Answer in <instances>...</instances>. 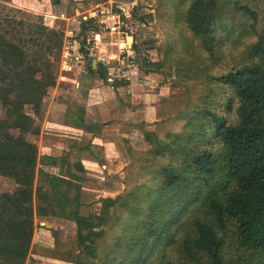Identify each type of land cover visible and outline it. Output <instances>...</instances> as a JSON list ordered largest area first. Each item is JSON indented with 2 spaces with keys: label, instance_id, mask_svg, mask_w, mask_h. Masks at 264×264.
I'll use <instances>...</instances> for the list:
<instances>
[{
  "label": "trees",
  "instance_id": "1",
  "mask_svg": "<svg viewBox=\"0 0 264 264\" xmlns=\"http://www.w3.org/2000/svg\"><path fill=\"white\" fill-rule=\"evenodd\" d=\"M234 6L259 22L247 4L235 0ZM218 15L216 0H190L180 11L212 56L218 50ZM88 28L83 21L82 34ZM62 35L49 30L51 50H60ZM61 53L44 64L33 63L21 44L0 32V100L7 112L5 119L0 118V175L17 185L15 191L0 194V264H25L35 214L50 213L75 221L80 250L113 264H264V21L249 59L237 67H220L222 72L215 77L232 91L225 109L235 121L218 109H204L221 150L195 147L191 139L196 135L185 130L173 133L172 140L165 138L168 134L158 135L159 125L146 131L149 148L129 150L124 182L132 183L130 170L135 166L141 178L127 191L101 197L98 213L80 211L83 163H77L80 175L68 177L38 169L40 163L56 165L57 159L40 155L38 145L25 136L40 132L25 106L35 114L42 111L44 98L57 81ZM210 66L217 68L214 63ZM12 128L23 134L15 136ZM160 149L169 153L171 162L162 164L150 177L152 185H147L139 163L145 155H161ZM136 152L140 154L134 156ZM34 193L39 199L36 209ZM117 212L129 217L130 233L105 244L110 251L106 254L99 246L106 235L102 224ZM125 238L123 245L119 241ZM123 247L125 254L120 253Z\"/></svg>",
  "mask_w": 264,
  "mask_h": 264
},
{
  "label": "rangeland",
  "instance_id": "2",
  "mask_svg": "<svg viewBox=\"0 0 264 264\" xmlns=\"http://www.w3.org/2000/svg\"><path fill=\"white\" fill-rule=\"evenodd\" d=\"M123 1L132 2L134 0ZM136 1L134 21L137 26L136 45L139 50L141 71L151 69L155 72L154 75L151 74L152 81L164 83L171 90L170 96L160 102L162 118L161 122H158L159 126L157 125L158 135L163 138L168 134L165 138L172 140L173 133L185 130L196 135L191 139L193 140L192 145L195 147L220 151V143H217V140L213 138V127L207 122L204 109L207 107L218 109L222 113H226L231 121H235L233 113H227L225 109L227 97L232 94V91L215 77L222 72L220 67L226 69L237 67L249 59L250 46L254 43L256 32L264 21V0H239L257 13L259 21L257 24L254 23L250 14L235 9V0H216L219 8L216 27L217 56H212L201 47L200 38L189 29L180 16V11L187 6L190 0ZM56 2H60V5H55ZM73 2L74 0L64 3L61 0H0V32H4L21 44L26 51L27 59L31 62L44 64L48 60L52 61L58 57V52H62L68 36L64 30L67 28V23L52 18L50 15L59 13L67 4ZM65 23L66 25H64ZM49 30L63 33L60 50L50 49ZM211 63H214L217 68L210 66ZM61 70V68L59 71L57 70V80L62 73ZM140 79L144 80L143 77ZM25 110L35 117L36 124L40 128L39 135L26 133L25 136L28 140L35 141L39 147L40 155L57 159L56 165L40 163L38 169H44L52 174H63L65 177H68L67 175L70 173L80 175L81 172L77 165L78 161L82 162L81 156L83 155L79 149L80 141L75 138L65 140L66 136L62 135L64 133L49 123L50 121L45 115L46 108L39 114H35L29 105L25 106ZM6 117V108L0 100V118L5 119ZM189 119L190 122H188ZM11 133L15 136L23 134L17 128H12ZM203 134L206 135L205 138L202 137ZM50 135L56 141L54 155L50 154L49 149L41 147V144H44V139ZM70 142L72 146L70 150H66L71 144ZM148 146L138 140L134 144L135 150L132 152L147 151ZM161 151V155H145L142 162L139 163L144 171L147 185H152L150 177L160 169L162 164L171 162L169 153L164 149ZM139 154L136 152L134 156ZM128 156L130 161V153H128L127 159ZM48 161L52 160L47 158L45 162ZM124 170L126 174L127 166ZM136 170V166L130 170L132 183L128 185L124 183V187L120 183L121 180L116 179L114 182L110 179L112 186L116 188L113 192L131 189L134 183H137L141 178ZM84 175L82 190L84 189L85 193L83 195L85 203L82 210L88 213H98L101 203L96 195L105 193L103 191L105 187L103 183L94 182V178L87 177L86 171ZM120 178L122 179L121 176ZM139 184H141L140 181ZM16 188L14 179L0 175V194L13 192ZM38 202V196L34 193V209L37 208ZM126 215L119 212L113 213L111 220H106V223L102 224V227L106 229V235L105 239L101 240L100 250L105 244L115 241L119 234L128 237L130 221ZM34 221L33 241L25 264H113L109 260L93 257L79 249L76 223L72 219L50 213L47 216L35 214ZM108 223L113 224L110 226ZM123 240L119 242L125 245L127 239ZM103 251L106 254L110 253L106 246ZM98 253L100 252L98 251ZM120 253L125 254L126 249L123 247Z\"/></svg>",
  "mask_w": 264,
  "mask_h": 264
},
{
  "label": "crops",
  "instance_id": "3",
  "mask_svg": "<svg viewBox=\"0 0 264 264\" xmlns=\"http://www.w3.org/2000/svg\"><path fill=\"white\" fill-rule=\"evenodd\" d=\"M54 4L60 5V2ZM96 6V0H74L59 13L50 16L67 23L64 24L67 26L64 29L67 36L73 34L83 37L81 17L86 13L93 14ZM114 39L113 34H107L102 49L107 52L115 50L116 47L112 43ZM79 45L80 43L74 45L73 53ZM70 62L73 69L61 70L56 84L49 88L44 98L42 111L47 109L45 115L49 123L64 133L62 135L66 136L65 140L75 138L80 141L79 149L83 154L81 160L86 176L94 178V182L103 183L105 187L103 190L105 193L96 195L99 200L101 197L115 196L123 190L113 192L116 188L112 186L111 180L114 182L116 179L121 180L123 186L126 175L124 169L130 162L129 156L127 159L129 150L134 149V144L138 140L148 144L145 133L156 130L162 118L160 102L170 96L171 90L164 83L152 81V75L155 74L153 71H141L139 68L128 86L120 83L115 87L102 79L101 65L95 59L91 64L86 60L84 66L76 65L73 59H70ZM84 67L87 68L86 71L83 70ZM140 76L143 77V81ZM44 140L41 147L49 149L50 154L54 155L56 147L54 137L50 135ZM71 146L72 143L66 150H70ZM84 194L83 189L80 211L89 214L82 210L85 203Z\"/></svg>",
  "mask_w": 264,
  "mask_h": 264
},
{
  "label": "built area",
  "instance_id": "4",
  "mask_svg": "<svg viewBox=\"0 0 264 264\" xmlns=\"http://www.w3.org/2000/svg\"><path fill=\"white\" fill-rule=\"evenodd\" d=\"M135 2L137 1L97 0L95 12L82 16V22L89 25L85 35L79 37L71 34L65 41L60 68L72 70L70 59L81 66L87 63L86 60L91 64L95 59L101 65L100 76L104 81L115 87L120 83L128 86L140 68L136 45L137 26L134 21ZM107 34L114 35L112 43L116 49L113 51L107 52L101 47ZM78 43L80 45L73 53L74 45ZM83 70L86 71L87 68L84 67Z\"/></svg>",
  "mask_w": 264,
  "mask_h": 264
}]
</instances>
